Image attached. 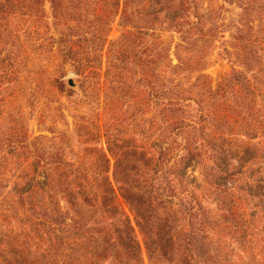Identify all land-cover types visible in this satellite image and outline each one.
Listing matches in <instances>:
<instances>
[{
  "label": "rangeland",
  "instance_id": "1",
  "mask_svg": "<svg viewBox=\"0 0 264 264\" xmlns=\"http://www.w3.org/2000/svg\"><path fill=\"white\" fill-rule=\"evenodd\" d=\"M59 1L61 7L0 0V256H12L18 237L24 256H64L55 236L38 235L35 216L42 204H64L48 182L67 164L97 174L96 149L107 151L106 134L137 146L142 161L131 177L154 175L161 108L153 102V56L160 35L172 59L164 61L165 81L185 90L190 111L197 104L189 100L206 91L210 114L184 134L201 135L194 143L199 156L186 167L168 164L167 194L193 192L201 204L208 224L199 238L214 255L201 261L264 264V0H121L128 4L125 20L114 16L115 0ZM128 31L127 44L143 54L136 68L124 71L125 84L112 90L116 70L105 77L107 53L126 45ZM87 64L98 77L85 78L78 65ZM226 78L230 86L222 91ZM169 134L164 147L172 144Z\"/></svg>",
  "mask_w": 264,
  "mask_h": 264
},
{
  "label": "trees",
  "instance_id": "2",
  "mask_svg": "<svg viewBox=\"0 0 264 264\" xmlns=\"http://www.w3.org/2000/svg\"><path fill=\"white\" fill-rule=\"evenodd\" d=\"M50 1L53 7L62 6L59 0ZM112 5L115 7V17L120 15V19L125 20L129 16L126 1L115 0ZM131 35V31H128L122 38V42H126L124 47L121 43L115 53L111 49L107 53L109 67L105 77L116 70L110 78L112 90L120 88L114 85L117 82L125 84L124 71L136 68L139 65L138 57L143 54L127 44L126 39ZM154 46L153 102L161 108L155 125V143L160 149V158L156 162L154 175L149 179L146 176L142 179L131 177L128 172L139 170L137 164L142 161L137 157V146L129 147L126 140L117 144L113 133L106 134L107 151L96 149L102 162L93 165L97 174L89 177L84 171L87 168H78L76 171L79 172H76L72 170L73 163L67 164L68 169L63 168L59 177L48 182L57 189L64 204L52 200L54 208L49 202L51 209L42 204V212L36 211L39 216L35 217L42 228V231L36 229V232L38 235L44 232L50 237L55 236L64 247L61 251L64 256H24L27 248L22 238L18 237L16 252L12 251V256H0V264H146L145 257L148 264H166L173 260L180 264H209L206 259L200 260L202 256H214L210 244H202V237L199 238L208 224L201 204L193 192L167 194L168 186L163 176L170 170L168 164L173 167L185 163L186 167L199 156L201 146L194 143L201 135L193 134L190 138L191 133L184 134L190 128L196 129L199 121L209 117L210 114L206 112L207 92L200 91L195 99H190V103L196 102L197 107L196 111L188 110L189 105L183 96L185 90H177L165 81L164 61H172L168 45L157 35ZM0 61L4 62L5 58ZM78 66L85 78L98 77L94 66ZM170 68L179 69L180 65L171 64ZM225 80L219 86L222 91H227L230 86L231 79ZM95 83L100 85V81ZM109 103L113 105V100H109ZM218 112V109L213 111L219 116ZM120 121L122 119L117 122ZM80 128L86 127L82 125ZM118 129L115 128V131ZM169 131L174 138L172 144L164 147L171 137ZM142 155L144 153L141 152ZM150 159L153 160L152 157ZM111 160H114L112 176L109 175ZM180 172L181 169L178 175ZM29 194L33 196L32 190ZM13 232L8 231L10 235ZM144 249L147 256H144Z\"/></svg>",
  "mask_w": 264,
  "mask_h": 264
},
{
  "label": "water",
  "instance_id": "3",
  "mask_svg": "<svg viewBox=\"0 0 264 264\" xmlns=\"http://www.w3.org/2000/svg\"><path fill=\"white\" fill-rule=\"evenodd\" d=\"M68 83L70 86H76V84L72 78L69 79Z\"/></svg>",
  "mask_w": 264,
  "mask_h": 264
},
{
  "label": "clouds",
  "instance_id": "4",
  "mask_svg": "<svg viewBox=\"0 0 264 264\" xmlns=\"http://www.w3.org/2000/svg\"><path fill=\"white\" fill-rule=\"evenodd\" d=\"M74 75V74H73ZM71 78V77H70Z\"/></svg>",
  "mask_w": 264,
  "mask_h": 264
}]
</instances>
